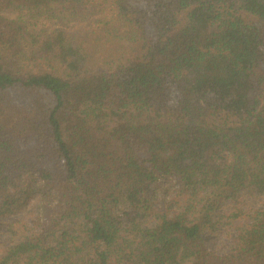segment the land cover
I'll use <instances>...</instances> for the list:
<instances>
[{
  "label": "trees",
  "instance_id": "16d2710c",
  "mask_svg": "<svg viewBox=\"0 0 264 264\" xmlns=\"http://www.w3.org/2000/svg\"><path fill=\"white\" fill-rule=\"evenodd\" d=\"M40 188L0 264H264V203L205 236L264 196V0H0V217Z\"/></svg>",
  "mask_w": 264,
  "mask_h": 264
},
{
  "label": "rangeland",
  "instance_id": "374dc122",
  "mask_svg": "<svg viewBox=\"0 0 264 264\" xmlns=\"http://www.w3.org/2000/svg\"><path fill=\"white\" fill-rule=\"evenodd\" d=\"M26 181V178L22 179L20 184ZM34 186L39 188L41 183L39 181H33ZM170 185V184H168ZM171 189H175L177 186L173 183ZM43 190L40 188L35 192H32L31 203L27 208L20 209L17 213L4 215L0 217V244L8 245L14 239H17L15 231H20L21 225L26 223L30 226L34 225L33 222L38 218L37 212L41 210ZM264 203V196L257 194L255 191L245 190L241 193L240 203L228 201L218 211V213H224L219 218L215 229L210 232H206V240L210 248L215 249L220 254L229 251L234 245L233 238L235 237L236 228L244 224L245 218L230 219L227 217L232 211L241 207L244 210H253L258 207H262ZM227 214V215H226ZM20 222L21 224H18ZM112 264H116L115 262Z\"/></svg>",
  "mask_w": 264,
  "mask_h": 264
}]
</instances>
